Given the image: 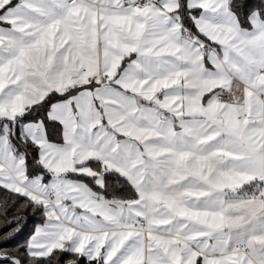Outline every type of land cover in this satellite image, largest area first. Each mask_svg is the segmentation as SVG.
Segmentation results:
<instances>
[{
    "label": "snow or ice",
    "instance_id": "1",
    "mask_svg": "<svg viewBox=\"0 0 264 264\" xmlns=\"http://www.w3.org/2000/svg\"><path fill=\"white\" fill-rule=\"evenodd\" d=\"M0 264H264V0H0Z\"/></svg>",
    "mask_w": 264,
    "mask_h": 264
},
{
    "label": "trees",
    "instance_id": "2",
    "mask_svg": "<svg viewBox=\"0 0 264 264\" xmlns=\"http://www.w3.org/2000/svg\"><path fill=\"white\" fill-rule=\"evenodd\" d=\"M31 227H32L31 224H29L28 228L25 230L24 234L20 237L21 240H23L27 236L28 231L31 230Z\"/></svg>",
    "mask_w": 264,
    "mask_h": 264
}]
</instances>
